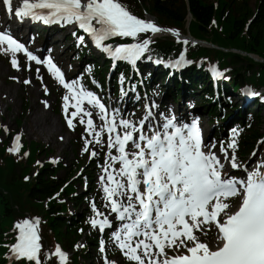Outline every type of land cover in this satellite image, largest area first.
Returning a JSON list of instances; mask_svg holds the SVG:
<instances>
[{"label": "snow or ice", "instance_id": "snow-or-ice-1", "mask_svg": "<svg viewBox=\"0 0 264 264\" xmlns=\"http://www.w3.org/2000/svg\"><path fill=\"white\" fill-rule=\"evenodd\" d=\"M0 5L9 16L21 21L30 18L45 25H77L96 48L112 58L114 67L117 61H126L135 67L146 53L151 59L153 37L162 31H169L180 39L178 31L162 29L150 19L137 17L119 0H22V6L15 7L13 0H0ZM73 35L78 46H86L85 35H77L75 31ZM116 37L137 42L106 43ZM183 43L189 42L185 39ZM0 50L6 55L11 53L14 68L19 67L17 53H23L28 61L45 65L67 90L63 110L68 127H75L77 117L86 125L82 153H89L90 159L96 158L99 153L91 146L107 147L99 182L103 192L101 199L108 211H100L92 202L94 215L88 223L100 232L114 228L111 240L130 264H264V159L250 171L247 165H241L237 137L242 130L232 128L227 142L207 143L198 120L188 123L180 121L175 114L156 112L158 105L154 101L145 105L142 118L133 120L125 117L119 108L106 105L82 82L66 80L51 56L42 59L10 33L0 31ZM156 63L165 62L157 59ZM190 63L184 53H180L165 66L180 68ZM39 71L37 69L38 77ZM88 71L91 72V67ZM213 71L216 76L223 75ZM124 80L122 73L121 99L127 95ZM247 94L259 95L253 90H248ZM85 101L98 110L102 121L99 126L94 122L92 111L84 107ZM45 104L47 106V102ZM70 107L75 111L69 115ZM259 143L264 144V140ZM217 145L219 153L215 151ZM19 150L20 136L17 135L8 151L18 153ZM256 155L253 152V156ZM226 164L232 169L243 167L245 175L225 172ZM232 200H238V205H233ZM38 226L39 218L16 224L19 234L16 243L10 246L12 259L44 264ZM213 228L217 232L215 247L197 235H207ZM106 251L102 240L100 252L105 254ZM53 255L59 264H67L68 254L59 245L54 253L46 254L45 259L50 260ZM103 258L104 264H118L107 255Z\"/></svg>", "mask_w": 264, "mask_h": 264}, {"label": "trees", "instance_id": "trees-1", "mask_svg": "<svg viewBox=\"0 0 264 264\" xmlns=\"http://www.w3.org/2000/svg\"><path fill=\"white\" fill-rule=\"evenodd\" d=\"M133 3L138 12L147 10L156 15L162 24L179 30L183 29L182 21L188 10L192 17L189 32L193 37L219 48H232L264 59V0H256L254 10L249 6V0H213L212 3L210 0H137L127 2V7ZM168 45L170 41L155 42V57L164 60L163 51L166 52L165 47ZM192 56L198 58L197 61L203 66H212L226 71V75L230 77L233 76L232 86L247 80L258 82L264 87V79H256L264 75V65L255 64L248 58L200 48H196V54ZM245 64L248 65L242 70L241 67ZM255 72L258 73L257 77ZM29 151V159L24 163L12 157L6 146L0 145V244L6 235L13 236L16 224L25 219L39 218L41 245L45 243L53 250L58 241H61V231L64 228L59 213L66 210V207L58 204L55 198L62 183L55 178L56 170L49 166L33 178L30 175L31 164L40 152L35 144ZM62 191L68 194L71 188H63ZM81 220L82 218L79 223ZM79 223L67 230H72L71 233L75 235ZM46 254L41 248L44 264H51L45 259ZM79 255L81 253L76 252L69 264H80Z\"/></svg>", "mask_w": 264, "mask_h": 264}, {"label": "rangeland", "instance_id": "rangeland-1", "mask_svg": "<svg viewBox=\"0 0 264 264\" xmlns=\"http://www.w3.org/2000/svg\"><path fill=\"white\" fill-rule=\"evenodd\" d=\"M253 5L254 0H251L250 7H253ZM63 35L64 33L58 35V37L63 38ZM35 42H37V40L32 41L33 44H35ZM21 64L20 68H14L13 66L9 65V61H2L0 59V92L4 96L3 99L0 98V141L4 142L7 139V136L11 134H17L20 136V146H22L23 144H28L31 141H35L38 144H43L46 146L47 154L41 157L39 163L60 164L65 166L66 168L70 165V162L72 160V150H75L76 157L81 161L82 164L87 166L93 159L89 158V153H82V149L84 146V137L87 135V133L85 132V129H83L81 135L76 136L73 128L68 127L65 112L63 110V97L65 96L64 91L58 85H56L51 78L42 75L40 71L38 77L37 68H32L27 64H23V62H21ZM25 80L30 81V83H24ZM45 89H47V91H45ZM57 97H59L61 119L53 114V109L55 108ZM45 102H47V106ZM25 103H27L28 110L25 112L23 121L18 123L17 120L20 118V115L22 113V106ZM37 105L44 107V109L46 110L45 112L48 123L51 125H55L58 135V138L56 139L57 144H51L47 140L45 134H42V136L40 137L38 136V133L32 131L31 128H27L30 114ZM87 109L91 111V106ZM71 112L72 111L69 110L68 114L70 115ZM203 117L204 123H206L205 116ZM77 119H79V117H77ZM96 120L100 121L97 112ZM260 120L262 122L261 130L264 133V113L261 115ZM88 138L91 139L90 136ZM104 140L106 143V135L104 137ZM75 142V148H72V144ZM91 147L95 148V150L99 153V155L96 157L98 158L100 156L99 158L101 161H99V163L101 164L102 161L104 162L108 151L107 147L105 146L103 149H101L100 145H92ZM263 154L264 153H261V155H257L254 159H252V163L255 164L256 160H261ZM247 160L248 158L246 159V161ZM99 165L97 167L96 182L98 181L99 175H101L102 172L101 165ZM59 177H65V170H61L59 172ZM95 190L97 193H99V200L103 203V200L101 199L102 196L100 195L97 184ZM65 244L63 243L62 249L65 252H70L69 248L66 247ZM111 260L118 261V264H122L124 262V259L120 256L112 258Z\"/></svg>", "mask_w": 264, "mask_h": 264}, {"label": "bare ground", "instance_id": "bare-ground-1", "mask_svg": "<svg viewBox=\"0 0 264 264\" xmlns=\"http://www.w3.org/2000/svg\"><path fill=\"white\" fill-rule=\"evenodd\" d=\"M11 25L12 24H9L5 26L6 29H10L11 28ZM26 28H33L32 25H29V26H26ZM24 28L23 27H17L16 29H13L12 31L14 32H18V31H22ZM30 32H34V31H30ZM159 34H168L167 32L165 31H162L156 35H159ZM180 41L183 42V39ZM58 46V44H55V48ZM1 53L4 54V52L2 50H0ZM5 56H10L9 54H4ZM36 63V62H35ZM39 65V64H38ZM63 67L65 68V64L63 63L62 64ZM39 70L42 71L44 70V66L43 65H39ZM203 80V78H202ZM0 98H4V96L1 94L0 92ZM46 110L44 109L43 106H40V105H37L35 109L32 110L31 114H30V119H29V122H28V125H27V128L30 129L32 131H35L36 133H38V136H42V134H45L46 135V138L47 140L51 143V144H57L56 143V139L58 138V135H57V131H56V128H55V125H51L48 123L47 121V116H46ZM73 111H75V109H73ZM195 113H190L188 115V117H193ZM185 115V114H184ZM94 119V118H93ZM216 242V239H212L210 241V244H213Z\"/></svg>", "mask_w": 264, "mask_h": 264}]
</instances>
